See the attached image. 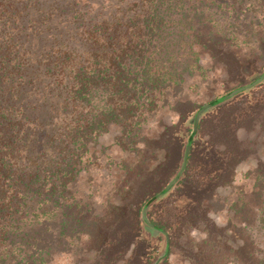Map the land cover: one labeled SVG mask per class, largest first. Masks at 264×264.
Wrapping results in <instances>:
<instances>
[{
	"label": "trees",
	"instance_id": "obj_1",
	"mask_svg": "<svg viewBox=\"0 0 264 264\" xmlns=\"http://www.w3.org/2000/svg\"><path fill=\"white\" fill-rule=\"evenodd\" d=\"M203 1L0 0V264H154L166 251L159 264H264V161L227 225L209 218L256 153L237 132H264V81L201 116L162 192L201 107L186 82L210 66L241 86L264 69V0ZM208 2L215 21L197 7ZM164 109L178 120L155 136L144 128ZM107 142L128 157L125 181L116 199L84 201L82 168Z\"/></svg>",
	"mask_w": 264,
	"mask_h": 264
},
{
	"label": "rangeland",
	"instance_id": "obj_2",
	"mask_svg": "<svg viewBox=\"0 0 264 264\" xmlns=\"http://www.w3.org/2000/svg\"><path fill=\"white\" fill-rule=\"evenodd\" d=\"M204 1L207 2L209 0ZM225 1L228 2V5L232 2L231 0H223L222 3ZM239 1L240 0H238V2ZM196 2H198V0H196ZM202 3H197V7L203 8L207 14L212 16V21H215V18L213 19V17H216L217 15L212 13V10L214 9L213 6L209 5L210 2L206 3L205 5ZM254 11V16L262 18L261 15L263 13L258 9V6L254 8ZM218 13L221 12L218 11ZM239 23H241V21H239ZM218 29H221V24L218 26ZM246 30V24L242 23L240 26V32H236L239 35L238 40L241 44L240 47L242 48H244L242 44V42H244L243 35L248 32ZM250 34L251 33H248L246 36H249ZM195 74L196 75L192 76L191 79L186 82L187 86L189 87L187 89V93L189 94L188 101L191 105L202 106L204 104L210 103L220 96L227 94L229 90L231 91L239 87L235 84L227 82L225 74L215 71L212 69V67L210 68V66L205 67ZM251 80L248 83H250ZM262 89H257L254 91L257 93H262L258 95L259 98L264 95V91ZM177 120L178 116H176V114H173L171 110L164 109L155 119V123H148L144 129L150 128L152 133L156 136V134H159L163 130L162 128L164 125L176 123ZM237 137L241 141H251L256 147V153L249 156L244 161L240 162L238 166H236L234 180L231 185L217 188V197H219L225 205L222 210L210 211L209 218L219 226H226L228 223V219L230 218L228 205L231 204V201L237 192L236 189H238L243 182H245L248 186V189H250L252 186V181L250 178L245 177L249 172H252L261 161H264V132H262L259 123L247 131L240 129L237 132ZM103 145L107 147L105 151L106 153L103 156H100V158H98L99 160L91 161L89 165L85 164L86 168H82L83 170L78 182L77 196H81L84 201L93 199L94 203L100 202L103 196L108 198L109 201H111L110 197L112 199H116L118 197L115 195L113 190L120 185L123 186V182L125 181L124 176L119 171L122 168V164L120 163L123 160L128 159L127 155L120 153V150L116 149V147L111 145L109 142L104 143ZM89 256L91 257V255ZM175 259L179 260L177 254H174L173 256L171 255L170 260ZM72 263V259L65 255L56 256V258L53 260V264ZM185 264L188 263L185 262Z\"/></svg>",
	"mask_w": 264,
	"mask_h": 264
},
{
	"label": "water",
	"instance_id": "obj_3",
	"mask_svg": "<svg viewBox=\"0 0 264 264\" xmlns=\"http://www.w3.org/2000/svg\"><path fill=\"white\" fill-rule=\"evenodd\" d=\"M263 81H264V69H263L262 74L260 76H256L255 78H253L250 83H248L246 85L239 86V87L231 90L227 94H225L223 96H220L217 99L213 100L212 102L204 104L199 109H197V111L194 113V116H193V119H192L191 133L189 135L190 139L187 140L181 166L178 169V171L176 172V174L174 175V177L169 180L168 184L166 185V187L162 191L163 193H166V192L170 191V189L180 179V177L182 176V174H183V172H184V170L186 168V164H187V160H188V155H189L192 139L195 137V135L198 132V126H199V123H200L201 116L204 115L208 110H210V109H212V108H214V107H216V106H218L220 104H223V103L229 101L231 98L235 97L236 95H238L240 93H243L245 91L253 89L254 87H256L259 84H261ZM141 215H142V219L146 223V225L150 226V224H149V222L147 220V217H146V206L142 209ZM166 256H167V251L162 256H160L158 259H156L154 264H159V262L162 259H164Z\"/></svg>",
	"mask_w": 264,
	"mask_h": 264
}]
</instances>
